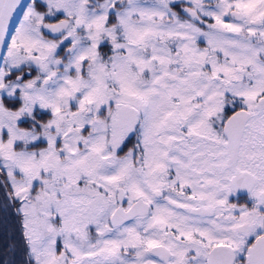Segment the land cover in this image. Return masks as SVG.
I'll return each instance as SVG.
<instances>
[{
    "label": "snow or ice",
    "instance_id": "1",
    "mask_svg": "<svg viewBox=\"0 0 264 264\" xmlns=\"http://www.w3.org/2000/svg\"><path fill=\"white\" fill-rule=\"evenodd\" d=\"M0 49V264H264V0H0Z\"/></svg>",
    "mask_w": 264,
    "mask_h": 264
},
{
    "label": "water",
    "instance_id": "2",
    "mask_svg": "<svg viewBox=\"0 0 264 264\" xmlns=\"http://www.w3.org/2000/svg\"><path fill=\"white\" fill-rule=\"evenodd\" d=\"M3 49H0V53H2Z\"/></svg>",
    "mask_w": 264,
    "mask_h": 264
},
{
    "label": "rangeland",
    "instance_id": "3",
    "mask_svg": "<svg viewBox=\"0 0 264 264\" xmlns=\"http://www.w3.org/2000/svg\"><path fill=\"white\" fill-rule=\"evenodd\" d=\"M131 145H129V147H130Z\"/></svg>",
    "mask_w": 264,
    "mask_h": 264
}]
</instances>
